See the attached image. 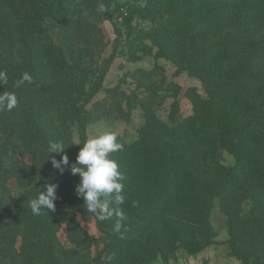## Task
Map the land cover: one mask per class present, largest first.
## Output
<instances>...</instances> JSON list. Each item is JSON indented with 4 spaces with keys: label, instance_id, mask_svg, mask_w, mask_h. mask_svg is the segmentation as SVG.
Returning a JSON list of instances; mask_svg holds the SVG:
<instances>
[{
    "label": "rangeland",
    "instance_id": "1",
    "mask_svg": "<svg viewBox=\"0 0 264 264\" xmlns=\"http://www.w3.org/2000/svg\"><path fill=\"white\" fill-rule=\"evenodd\" d=\"M263 24L264 0H0V94L19 101L0 109V264H264V178L235 156L259 153ZM104 132L124 144L120 232L48 160ZM47 183L55 211L33 215Z\"/></svg>",
    "mask_w": 264,
    "mask_h": 264
},
{
    "label": "clouds",
    "instance_id": "2",
    "mask_svg": "<svg viewBox=\"0 0 264 264\" xmlns=\"http://www.w3.org/2000/svg\"><path fill=\"white\" fill-rule=\"evenodd\" d=\"M98 10L104 12L106 8L101 4ZM32 80L31 74L25 72L15 82L14 87H20L26 82L32 83ZM7 82V73L0 71V86ZM18 104V97L14 92L0 94V109L12 111L18 107ZM66 148L60 142L49 143L48 160H50L52 169L60 175L69 171L71 175L77 176L78 183L75 185V193L77 197L82 198L87 212L93 214L100 222L115 215L118 219L114 230L120 232L122 222L126 219L120 207L125 202L123 194L125 176L120 171L118 162L110 158V154L123 151L124 144L118 140L114 132L99 133L83 142L73 162H70L69 156L65 153ZM57 188L56 183L43 185L39 195L29 201L33 215L39 216L42 212L55 211V201L58 198ZM124 230L127 231L126 228Z\"/></svg>",
    "mask_w": 264,
    "mask_h": 264
},
{
    "label": "trees",
    "instance_id": "3",
    "mask_svg": "<svg viewBox=\"0 0 264 264\" xmlns=\"http://www.w3.org/2000/svg\"><path fill=\"white\" fill-rule=\"evenodd\" d=\"M262 29H264V24L263 26H261ZM255 40H249V43L254 42ZM257 44L258 45H264V36H261L258 40H257ZM264 87V81H262L261 83L256 84V89L257 88H263ZM249 92L251 90H248ZM210 105V101H207L205 103V105H202V109L204 108V110L201 112L200 111V117L199 120L202 123L201 126H204L206 123H208L209 121L212 120V117H214L216 114L212 113L209 110H207V106ZM209 112V114L207 115V113ZM259 126L258 130L254 133V135L258 138V142H260V147H259V153L258 154H250V152L248 151H241V148L238 149L236 156V160L237 162L242 161V159H244V157L246 158V156L249 154V160L256 162L258 165L255 168H248V173H252L255 172V175H260V177L264 178V117H260L259 118ZM197 130H199V128H197ZM184 128V132L186 133L188 139V143L190 144H195V143H202L204 140V137L201 136V133H198L197 131H187ZM198 136H201L200 138H198ZM249 161V162H250ZM191 249L196 251L198 250V247L196 246V243H190Z\"/></svg>",
    "mask_w": 264,
    "mask_h": 264
}]
</instances>
